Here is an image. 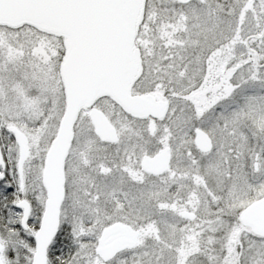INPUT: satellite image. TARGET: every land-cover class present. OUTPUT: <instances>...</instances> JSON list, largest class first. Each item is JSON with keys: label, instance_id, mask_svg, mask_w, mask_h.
Segmentation results:
<instances>
[{"label": "snow or ice", "instance_id": "6c2138e0", "mask_svg": "<svg viewBox=\"0 0 264 264\" xmlns=\"http://www.w3.org/2000/svg\"><path fill=\"white\" fill-rule=\"evenodd\" d=\"M0 264H264V0H0Z\"/></svg>", "mask_w": 264, "mask_h": 264}]
</instances>
